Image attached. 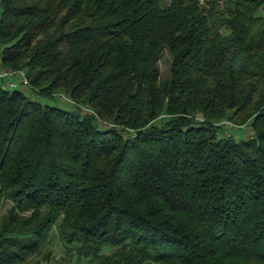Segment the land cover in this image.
Wrapping results in <instances>:
<instances>
[{"label":"trees","instance_id":"obj_1","mask_svg":"<svg viewBox=\"0 0 264 264\" xmlns=\"http://www.w3.org/2000/svg\"><path fill=\"white\" fill-rule=\"evenodd\" d=\"M263 7L0 0V66L28 80L0 81V264L55 229L95 264H264ZM239 117L235 140L222 129Z\"/></svg>","mask_w":264,"mask_h":264},{"label":"rangeland","instance_id":"obj_2","mask_svg":"<svg viewBox=\"0 0 264 264\" xmlns=\"http://www.w3.org/2000/svg\"><path fill=\"white\" fill-rule=\"evenodd\" d=\"M1 11V8H0ZM255 16H260L264 19V7L260 8L254 13ZM171 63V56L168 51H164L159 61L157 62L159 80H163L169 76ZM1 67V66H0ZM25 93L33 99H37L42 103L57 106L64 110L77 111L79 113H91V110L81 103V100L73 99L71 100L61 87H56L52 90L53 97H41L37 96L35 93L31 92L28 88L22 87ZM240 117L238 120H233L229 123L230 126L226 125L222 130L231 135L235 140L245 139L249 136L250 131L246 122H240ZM109 122V121H108ZM106 120L99 119V123H96L98 128L105 126ZM222 130L220 132H222ZM11 209L10 203L7 201H2L0 205V218L4 216ZM109 247H104L103 251L110 253L108 251ZM21 264H95V261L89 260L88 258L77 255L74 247L72 245H64L61 242L59 231L54 230L48 237L45 244L41 249L29 256L25 262Z\"/></svg>","mask_w":264,"mask_h":264},{"label":"built area","instance_id":"obj_3","mask_svg":"<svg viewBox=\"0 0 264 264\" xmlns=\"http://www.w3.org/2000/svg\"><path fill=\"white\" fill-rule=\"evenodd\" d=\"M16 73L21 74L20 75V79L18 80V84H20L21 86L28 85V80L23 75V73L21 71H12V70H10L8 68H4V67H0V81H2L4 78L7 79L9 76L14 75ZM3 84L7 85V84H12V83L6 82V83H3Z\"/></svg>","mask_w":264,"mask_h":264}]
</instances>
